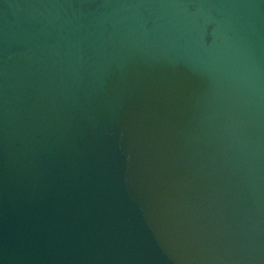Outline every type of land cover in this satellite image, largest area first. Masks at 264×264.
Wrapping results in <instances>:
<instances>
[{
	"label": "water",
	"instance_id": "95a60500",
	"mask_svg": "<svg viewBox=\"0 0 264 264\" xmlns=\"http://www.w3.org/2000/svg\"><path fill=\"white\" fill-rule=\"evenodd\" d=\"M0 264H264V0H0Z\"/></svg>",
	"mask_w": 264,
	"mask_h": 264
}]
</instances>
